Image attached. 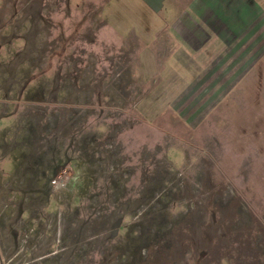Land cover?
<instances>
[{
  "label": "rangeland",
  "instance_id": "rangeland-1",
  "mask_svg": "<svg viewBox=\"0 0 264 264\" xmlns=\"http://www.w3.org/2000/svg\"><path fill=\"white\" fill-rule=\"evenodd\" d=\"M183 7L0 0V264H264V10Z\"/></svg>",
  "mask_w": 264,
  "mask_h": 264
},
{
  "label": "crops",
  "instance_id": "crops-1",
  "mask_svg": "<svg viewBox=\"0 0 264 264\" xmlns=\"http://www.w3.org/2000/svg\"><path fill=\"white\" fill-rule=\"evenodd\" d=\"M155 15L181 0H141ZM183 15L171 29L183 43L193 48H216L225 32H237L244 25L255 23L264 7L258 0H183ZM188 46V47H189Z\"/></svg>",
  "mask_w": 264,
  "mask_h": 264
}]
</instances>
